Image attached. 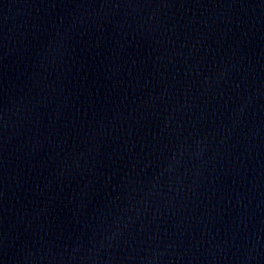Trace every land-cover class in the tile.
<instances>
[{"label": "water", "instance_id": "water-1", "mask_svg": "<svg viewBox=\"0 0 264 264\" xmlns=\"http://www.w3.org/2000/svg\"><path fill=\"white\" fill-rule=\"evenodd\" d=\"M0 264H264V0H0Z\"/></svg>", "mask_w": 264, "mask_h": 264}]
</instances>
